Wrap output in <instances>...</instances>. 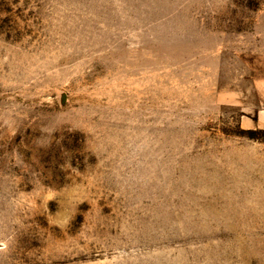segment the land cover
<instances>
[{
    "label": "rangeland",
    "instance_id": "rangeland-1",
    "mask_svg": "<svg viewBox=\"0 0 264 264\" xmlns=\"http://www.w3.org/2000/svg\"><path fill=\"white\" fill-rule=\"evenodd\" d=\"M0 264H264V0H0Z\"/></svg>",
    "mask_w": 264,
    "mask_h": 264
}]
</instances>
